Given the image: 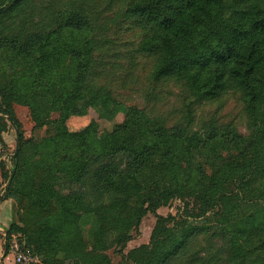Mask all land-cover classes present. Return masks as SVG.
<instances>
[{"label":"trees","instance_id":"trees-1","mask_svg":"<svg viewBox=\"0 0 264 264\" xmlns=\"http://www.w3.org/2000/svg\"><path fill=\"white\" fill-rule=\"evenodd\" d=\"M123 15L142 31L153 77L184 90L186 115L169 125L128 106L104 147L89 151L93 124L64 130L36 122L44 135L25 137L14 110L15 96L30 98L40 87L66 116L93 108L113 118L121 109L98 81L89 7L0 0V137L7 121L20 132L14 167L0 163L2 178L12 174L2 199L16 203L7 237L19 234L38 264H112L108 250L124 247L153 213L149 243L124 254L127 264H264V0H126ZM66 27L76 30L73 41ZM57 64L64 70L54 75ZM231 93L243 102L247 134L212 120L194 127L193 105ZM214 144L225 146L219 155ZM176 198L192 202L203 220L158 214ZM218 212L224 243L212 244V231L199 245L211 231L209 213Z\"/></svg>","mask_w":264,"mask_h":264},{"label":"rangeland","instance_id":"rangeland-1","mask_svg":"<svg viewBox=\"0 0 264 264\" xmlns=\"http://www.w3.org/2000/svg\"><path fill=\"white\" fill-rule=\"evenodd\" d=\"M46 1V0H45ZM56 5L64 4L67 0H52ZM92 14L94 22L91 25V35L98 40L99 49L95 56L101 75L99 82L110 86L117 99L122 103L121 109L113 118L102 117L95 109L90 108L87 114L78 116H66L62 113L54 112L51 109V95L47 87L35 89L30 98L18 95L14 99V110L17 118L21 122V127L25 137L34 136L39 139L45 133L46 126L36 128V122L52 124L64 130H78L88 124H93L89 134V151H100L104 147L105 134L111 130L116 123L123 121L125 110L128 106L136 105L144 108L150 115L161 117L169 125L179 122L186 115V104L188 99L184 90L177 84L168 80H156L152 73L154 68V57L142 48V31L136 27L131 20L123 15L126 0H82ZM76 30L64 28L63 35H68L70 41L76 36ZM64 66L58 65L54 69V75L63 72ZM194 127L198 128L205 121H215L216 125L235 126L239 132L247 134L248 119L244 110V105L238 94L231 93L224 96L221 100L211 104L193 105ZM3 118H7L3 115ZM7 129L0 137V163L8 169L14 167L13 155L16 153L17 130L7 121ZM214 155H219L222 151L220 145H212ZM226 150L220 156H225ZM9 179V178H8ZM8 180L2 178L0 170V222L4 228L0 230V249L9 250L5 256V262L13 264L14 253L11 252L13 237H7V220L11 216V199H2ZM123 182V186H125ZM241 193L247 197L248 191L242 189ZM173 199L166 206L160 207L158 214H174L179 218L188 217L190 221L197 223L201 219H195L196 211L194 204L190 201ZM252 209V207H249ZM246 211V210H243ZM248 212V211H246ZM67 218V214H64ZM223 219L222 213H209L208 222L211 231L206 235H200L199 245H205L202 239L208 238L212 231L214 242L219 246L224 243V234L215 230V225ZM156 222V215L148 213L139 224L138 229L133 230V237L124 247L115 250L111 248L108 253L112 264H127L123 255L130 249L143 243H149L151 232ZM16 240L24 246L25 240L16 234ZM21 237V238H20ZM2 243V244H1ZM25 248V247H24ZM30 250L29 248H25ZM121 249V250H119ZM31 257L38 264L41 257L31 251ZM75 264V260L70 261Z\"/></svg>","mask_w":264,"mask_h":264},{"label":"built area","instance_id":"built-area-1","mask_svg":"<svg viewBox=\"0 0 264 264\" xmlns=\"http://www.w3.org/2000/svg\"><path fill=\"white\" fill-rule=\"evenodd\" d=\"M17 233H11L13 237L11 251L14 253L15 264H33L35 262L31 257V251L25 249L17 240Z\"/></svg>","mask_w":264,"mask_h":264},{"label":"crops","instance_id":"crops-1","mask_svg":"<svg viewBox=\"0 0 264 264\" xmlns=\"http://www.w3.org/2000/svg\"><path fill=\"white\" fill-rule=\"evenodd\" d=\"M9 199H11V201H10V204H11V216H10V218L7 220V222H6V226H9L10 225V223L14 220V207H15V200L13 199V198H9ZM25 206H26V204H24ZM5 226V225H4ZM4 226H3V224L0 222V230H2L3 228H4ZM2 244V243H1ZM12 252V251H11ZM4 253H5V251H3V249H0V264H8V263H6L5 262V256L7 255V254H5L4 255ZM13 264H15V258L13 257Z\"/></svg>","mask_w":264,"mask_h":264},{"label":"water","instance_id":"water-1","mask_svg":"<svg viewBox=\"0 0 264 264\" xmlns=\"http://www.w3.org/2000/svg\"><path fill=\"white\" fill-rule=\"evenodd\" d=\"M19 139H20V132H19V130H17L16 152H17L18 149H19ZM11 179H12V174L10 175L7 184H9V183L11 182ZM5 254H6V251H5L4 255H5Z\"/></svg>","mask_w":264,"mask_h":264}]
</instances>
